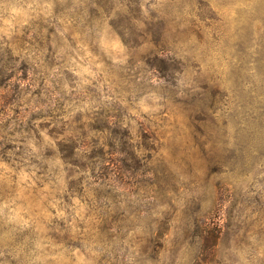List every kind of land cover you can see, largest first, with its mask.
<instances>
[{"label": "clouds", "instance_id": "9594fccd", "mask_svg": "<svg viewBox=\"0 0 264 264\" xmlns=\"http://www.w3.org/2000/svg\"><path fill=\"white\" fill-rule=\"evenodd\" d=\"M0 264H264V0H0Z\"/></svg>", "mask_w": 264, "mask_h": 264}]
</instances>
